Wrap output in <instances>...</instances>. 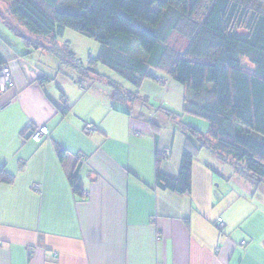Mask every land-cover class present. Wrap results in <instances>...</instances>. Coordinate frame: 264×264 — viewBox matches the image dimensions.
<instances>
[{
	"label": "crops",
	"instance_id": "0c3cea01",
	"mask_svg": "<svg viewBox=\"0 0 264 264\" xmlns=\"http://www.w3.org/2000/svg\"><path fill=\"white\" fill-rule=\"evenodd\" d=\"M3 40L15 84L0 94V168L15 181H0V264H264V184L251 185L204 150L190 193L156 186L157 154L162 173L179 175L188 135L167 111L183 110L184 86L163 74V83L126 88L145 104L115 100L103 84L81 88L63 73L40 85L44 72ZM40 126L49 137L37 143ZM55 143L85 159V197L73 194V159L61 163Z\"/></svg>",
	"mask_w": 264,
	"mask_h": 264
},
{
	"label": "trees",
	"instance_id": "16d2710c",
	"mask_svg": "<svg viewBox=\"0 0 264 264\" xmlns=\"http://www.w3.org/2000/svg\"><path fill=\"white\" fill-rule=\"evenodd\" d=\"M6 1L21 29L5 18L1 23L26 46L57 57L62 73L81 88L103 84L115 100L147 103L139 92L102 75L98 65L137 89L147 80L162 83L163 74L186 88L183 110L167 111L188 135L179 175L162 173L157 154V188L190 193L193 162L204 150L251 185L264 184V0H64L69 6L61 0ZM67 29L99 43L88 67L68 42L59 44ZM1 66L10 67V61L0 54ZM54 80L41 73L38 82ZM70 108L65 104L61 115ZM187 116L206 121L207 130L188 123ZM54 148L61 163L73 159L68 182L76 197H85L78 164L84 158L58 143ZM0 181L13 184L15 176L0 168Z\"/></svg>",
	"mask_w": 264,
	"mask_h": 264
},
{
	"label": "rangeland",
	"instance_id": "374dc122",
	"mask_svg": "<svg viewBox=\"0 0 264 264\" xmlns=\"http://www.w3.org/2000/svg\"><path fill=\"white\" fill-rule=\"evenodd\" d=\"M60 3L65 6L70 5V4L65 3L64 0H61ZM0 18H5L11 25L14 26L15 29L16 27L21 29V24H19V22H17L11 17L10 3L6 0H0ZM0 37L1 39H4L3 41L7 43L12 49H14L17 53L22 54L23 55L22 57L27 62L37 67L40 71L44 72V74L46 73L50 76H54L55 78L56 75H58L59 73H62V70L60 69V66H59L61 62L57 57H55L54 55L48 54V53H44L42 51H38L34 47L30 48L26 46L22 38L17 36V34H15L11 29H9L7 26L2 24L1 21H0ZM67 42L70 44L71 51L75 53L78 58L81 59L85 67H88L90 59L92 57L94 59L97 58L99 51H100L99 43L71 29H67L65 32L64 38L59 40L60 45H63ZM97 71H99L102 75L109 76L110 78L117 81L120 85L124 86L125 88L130 89V90L133 89V86L130 83H128L122 77L112 72L105 66L98 65ZM10 73L12 75L11 77L14 79V83L12 85L13 87L15 84V78H14V73H13V69L11 66H10ZM195 119L203 124V125H200L201 127L200 129H202L203 131H206L207 126H208L207 122L202 119H197V118ZM211 163L216 168H220V166L217 163H214V162H211ZM226 168L231 170V166L229 165Z\"/></svg>",
	"mask_w": 264,
	"mask_h": 264
},
{
	"label": "built area",
	"instance_id": "2783aa9c",
	"mask_svg": "<svg viewBox=\"0 0 264 264\" xmlns=\"http://www.w3.org/2000/svg\"><path fill=\"white\" fill-rule=\"evenodd\" d=\"M11 76L12 75L10 73V67H5V66L0 67V93H4L9 88L12 87L14 83V79ZM160 81L162 83L165 82V80L163 79H160ZM85 131L88 133H93L95 129L91 125H88L86 126ZM48 135H49V129L46 126H40L32 134V139L35 142L40 143L43 137ZM217 223L220 229L224 227L223 218H219Z\"/></svg>",
	"mask_w": 264,
	"mask_h": 264
}]
</instances>
